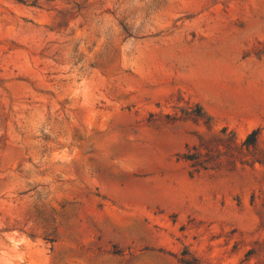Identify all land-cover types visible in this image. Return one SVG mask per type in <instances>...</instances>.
I'll return each mask as SVG.
<instances>
[{
	"label": "rangeland",
	"instance_id": "374dc122",
	"mask_svg": "<svg viewBox=\"0 0 264 264\" xmlns=\"http://www.w3.org/2000/svg\"><path fill=\"white\" fill-rule=\"evenodd\" d=\"M0 264H264V0H0Z\"/></svg>",
	"mask_w": 264,
	"mask_h": 264
},
{
	"label": "trees",
	"instance_id": "16d2710c",
	"mask_svg": "<svg viewBox=\"0 0 264 264\" xmlns=\"http://www.w3.org/2000/svg\"><path fill=\"white\" fill-rule=\"evenodd\" d=\"M258 131L259 129L256 128V129H253L244 139V141L242 142V145H245L246 147H249L251 145H253L256 141V137H257V134H258ZM184 159L186 160H194L195 159V156L194 154H183L182 156ZM49 241H53V240H50Z\"/></svg>",
	"mask_w": 264,
	"mask_h": 264
}]
</instances>
